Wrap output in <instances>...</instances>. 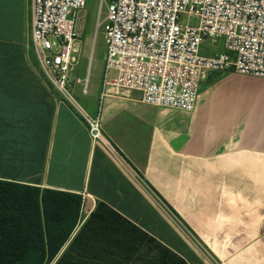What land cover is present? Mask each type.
Returning <instances> with one entry per match:
<instances>
[{
    "label": "crops",
    "instance_id": "1",
    "mask_svg": "<svg viewBox=\"0 0 264 264\" xmlns=\"http://www.w3.org/2000/svg\"><path fill=\"white\" fill-rule=\"evenodd\" d=\"M30 31L31 0H0V181L81 198L50 264H264V79L208 73L193 113L103 92L102 77L65 100ZM96 116L146 189L90 138Z\"/></svg>",
    "mask_w": 264,
    "mask_h": 264
},
{
    "label": "built area",
    "instance_id": "2",
    "mask_svg": "<svg viewBox=\"0 0 264 264\" xmlns=\"http://www.w3.org/2000/svg\"><path fill=\"white\" fill-rule=\"evenodd\" d=\"M86 1L31 0L33 58L65 100H71L69 72ZM105 8L98 23L105 44L103 92L134 91L146 105L193 113L208 73L264 79V0H109ZM207 39L221 41L222 50L203 55ZM86 123L90 138L107 145L131 179L146 189L102 136L98 116Z\"/></svg>",
    "mask_w": 264,
    "mask_h": 264
},
{
    "label": "trees",
    "instance_id": "3",
    "mask_svg": "<svg viewBox=\"0 0 264 264\" xmlns=\"http://www.w3.org/2000/svg\"><path fill=\"white\" fill-rule=\"evenodd\" d=\"M80 204L77 195L0 181V264H50Z\"/></svg>",
    "mask_w": 264,
    "mask_h": 264
},
{
    "label": "rangeland",
    "instance_id": "4",
    "mask_svg": "<svg viewBox=\"0 0 264 264\" xmlns=\"http://www.w3.org/2000/svg\"><path fill=\"white\" fill-rule=\"evenodd\" d=\"M101 2L102 7H99ZM108 3L109 0H87L85 8L77 20V52L74 54V61L70 67L69 86L71 88L76 86L82 92L91 81L98 78L99 82L102 77L105 44L104 34L102 28L98 27V23L104 20L105 5ZM182 19L185 20V16H182ZM191 22L196 23V19H191ZM220 42L213 44L211 40H205L202 46V54L212 55L218 52L220 50V47H218ZM215 45H217L216 48ZM219 77H222V74ZM69 92L71 94V91ZM177 231L181 238H184L182 232L178 229Z\"/></svg>",
    "mask_w": 264,
    "mask_h": 264
}]
</instances>
